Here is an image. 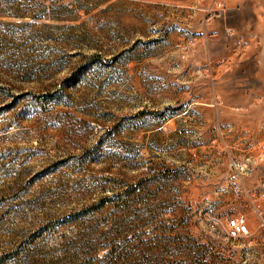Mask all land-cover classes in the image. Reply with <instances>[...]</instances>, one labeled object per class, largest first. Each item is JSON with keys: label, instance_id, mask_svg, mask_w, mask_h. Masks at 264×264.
Returning <instances> with one entry per match:
<instances>
[{"label": "rangeland", "instance_id": "374dc122", "mask_svg": "<svg viewBox=\"0 0 264 264\" xmlns=\"http://www.w3.org/2000/svg\"><path fill=\"white\" fill-rule=\"evenodd\" d=\"M237 216L264 0H0V264H259Z\"/></svg>", "mask_w": 264, "mask_h": 264}, {"label": "crops", "instance_id": "0c3cea01", "mask_svg": "<svg viewBox=\"0 0 264 264\" xmlns=\"http://www.w3.org/2000/svg\"><path fill=\"white\" fill-rule=\"evenodd\" d=\"M247 225L249 227L250 245L253 253H256V261L261 264L264 262V223H247Z\"/></svg>", "mask_w": 264, "mask_h": 264}, {"label": "built area", "instance_id": "2783aa9c", "mask_svg": "<svg viewBox=\"0 0 264 264\" xmlns=\"http://www.w3.org/2000/svg\"><path fill=\"white\" fill-rule=\"evenodd\" d=\"M248 233V228L246 220L243 216H237L230 219L227 222L226 234L227 237L235 239L240 236L246 235Z\"/></svg>", "mask_w": 264, "mask_h": 264}]
</instances>
